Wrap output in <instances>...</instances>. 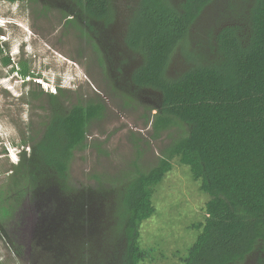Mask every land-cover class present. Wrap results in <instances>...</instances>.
<instances>
[{
	"label": "trees",
	"instance_id": "16d2710c",
	"mask_svg": "<svg viewBox=\"0 0 264 264\" xmlns=\"http://www.w3.org/2000/svg\"><path fill=\"white\" fill-rule=\"evenodd\" d=\"M64 1L72 14L67 27L84 37L88 28L95 32L94 21L107 29L116 23L115 0ZM217 5L224 9L201 39L199 28ZM125 29L127 48L121 42L117 48L141 57L140 63L129 73L124 63L116 77L120 81L108 70L105 75L110 89L129 101L127 107L143 93L152 98L147 97L152 103L145 104L143 114L152 126L151 139L168 133L170 140L157 164L144 169L133 163L111 182L95 176L96 185L76 186L73 160L97 147L89 144V134L104 119L106 105L98 95L71 98L62 86L46 90L53 85L23 61L14 73L23 87L33 86L27 96L44 114L40 130L24 143L6 186L0 187V233L30 197L39 204L41 218L31 251L36 264L167 260L156 249L141 247L140 229L155 215L156 188L178 161L210 199L203 208L205 222L191 226L199 231L196 242L185 257L172 261L264 264V0H137ZM97 37L100 43L105 39ZM94 39L88 41L105 67L112 58L103 59V44ZM0 53L3 67L12 66L8 49L0 45ZM178 58L181 69L172 71ZM131 142L140 156L142 140L132 137Z\"/></svg>",
	"mask_w": 264,
	"mask_h": 264
},
{
	"label": "rangeland",
	"instance_id": "374dc122",
	"mask_svg": "<svg viewBox=\"0 0 264 264\" xmlns=\"http://www.w3.org/2000/svg\"><path fill=\"white\" fill-rule=\"evenodd\" d=\"M136 1L115 0L116 23L105 31V39L101 41L103 47H100L106 61L121 42ZM45 5L51 7L50 11H46ZM223 6L208 9L212 10L198 32L201 39L202 35L207 36ZM70 15V6L64 0H39L37 3L32 0H16L14 3L0 0V45L8 49L13 62L12 66L3 67L0 53V153L5 146H10L15 147L16 155L13 157L16 162L12 163L0 154V187L6 186L11 165L19 160L24 143L40 130L44 114L39 108L40 103L32 102L27 96L33 86L25 84L23 87L24 83L14 73L19 71L23 61L28 62L36 75H43L54 88L60 79L63 80L68 87L65 91L71 94V98L98 95L106 105L104 119L95 122L89 134V144L95 143L97 147L77 153L73 160L70 173L76 186L96 185L95 176L111 182L128 171L133 163L150 169L157 164L161 150L170 142L168 133L158 141L151 139V123L143 118L145 104L152 103L147 98H151L149 95L143 93L141 100L127 107L129 101L110 89L105 75L110 65L106 63V68L102 67L99 55L89 41L84 43L78 30L67 27ZM178 59L172 64V71L181 69V58ZM172 132L174 135L178 133L176 129ZM132 137L142 140L140 156L138 148L131 142ZM209 199L200 190V183L193 179L190 168L174 161L173 171L157 186L153 196L156 213L140 229L141 247L156 249L157 255L160 252L168 258L155 264H178L172 258L175 256L180 260V256L187 255L199 235V231L191 226L205 222L203 208ZM38 207L37 201L24 198L13 217L3 225L0 264H36L32 261L31 251L41 221Z\"/></svg>",
	"mask_w": 264,
	"mask_h": 264
},
{
	"label": "flooded vegetation",
	"instance_id": "af4514ba",
	"mask_svg": "<svg viewBox=\"0 0 264 264\" xmlns=\"http://www.w3.org/2000/svg\"><path fill=\"white\" fill-rule=\"evenodd\" d=\"M93 29H94V33L91 32L90 28L86 29V31L88 32L87 36L88 37H84L83 40L85 41L84 43L88 42L89 38L91 36H93L94 42L97 41L99 42L98 45L101 46L100 40L98 39V35H103L105 33V31L107 30V28L105 27V23L100 22V21H94L92 23ZM91 41H89L88 43L91 45L90 43ZM96 43V42H95ZM121 45H125V39L122 38L121 40ZM97 45V46H98ZM122 47V46H121ZM91 48L93 49V47L91 46ZM127 48V46H126ZM100 51V49H99ZM109 57L112 58V60L110 61L108 66V71L112 74V76L115 78V81H120V78H116L119 77L120 75H122L121 73V69H123V64L125 63L126 66H124V70L125 73H129L130 70H132L135 67H138L139 63H140V58L141 57H136V58H132V56L130 54H128L127 52L123 51V49H121L120 47H118L115 51L114 54H109ZM127 67V68H126ZM123 70V71H124ZM120 84V83H119Z\"/></svg>",
	"mask_w": 264,
	"mask_h": 264
},
{
	"label": "clouds",
	"instance_id": "9594fccd",
	"mask_svg": "<svg viewBox=\"0 0 264 264\" xmlns=\"http://www.w3.org/2000/svg\"><path fill=\"white\" fill-rule=\"evenodd\" d=\"M18 80H20L21 82H23L24 83V81L23 80H21V78H19ZM58 86H62L64 89H67L68 87L65 85V82L63 81V80H61L60 79V82L56 85V87H58ZM50 89H54L53 91H57V88H54L53 86L51 87V88H49V87H46V90H50ZM56 89V90H55ZM15 147H13V148H11L10 146H5L4 148H3V150L1 151V157H8L9 159H10V161H12V163H15L16 161H14L13 160V157H15L16 155H14V149ZM23 150V149H22ZM21 150V151H22ZM21 151L19 152V156H20V153H21ZM18 156V155H17ZM0 157V158H1ZM19 161V160H18ZM18 161H17V163H18ZM16 163V164H17Z\"/></svg>",
	"mask_w": 264,
	"mask_h": 264
}]
</instances>
